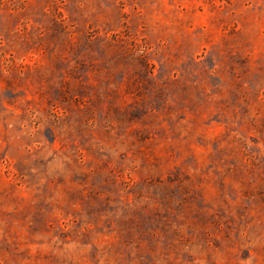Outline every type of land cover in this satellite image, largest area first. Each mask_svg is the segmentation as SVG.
<instances>
[{"label":"rangeland","instance_id":"rangeland-1","mask_svg":"<svg viewBox=\"0 0 264 264\" xmlns=\"http://www.w3.org/2000/svg\"><path fill=\"white\" fill-rule=\"evenodd\" d=\"M0 264H264V0H0Z\"/></svg>","mask_w":264,"mask_h":264}]
</instances>
